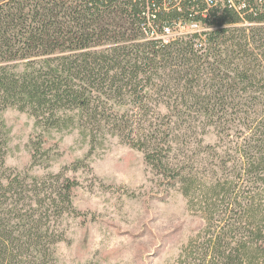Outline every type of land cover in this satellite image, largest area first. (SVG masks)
<instances>
[{"label": "trees", "instance_id": "16d2710c", "mask_svg": "<svg viewBox=\"0 0 264 264\" xmlns=\"http://www.w3.org/2000/svg\"><path fill=\"white\" fill-rule=\"evenodd\" d=\"M140 10L127 0H0V264H53L64 218L81 215L76 179L5 164L7 107L42 129L78 126L92 148L117 137L142 151L201 211L174 264L264 262V14L238 26L225 9L200 45L197 35L149 38ZM201 129L215 142H196Z\"/></svg>", "mask_w": 264, "mask_h": 264}, {"label": "rangeland", "instance_id": "374dc122", "mask_svg": "<svg viewBox=\"0 0 264 264\" xmlns=\"http://www.w3.org/2000/svg\"><path fill=\"white\" fill-rule=\"evenodd\" d=\"M3 118L9 130L8 167L37 177L63 173L79 183L73 205L81 215L64 218L65 239L56 246L53 264H174L203 225L199 205L189 207L177 186L154 174L142 151L119 138L92 148L78 126L42 129L15 107H7ZM41 137L42 151L32 159L31 144ZM194 140L204 146L216 137L201 129Z\"/></svg>", "mask_w": 264, "mask_h": 264}, {"label": "built area", "instance_id": "2783aa9c", "mask_svg": "<svg viewBox=\"0 0 264 264\" xmlns=\"http://www.w3.org/2000/svg\"><path fill=\"white\" fill-rule=\"evenodd\" d=\"M122 1V0H118ZM140 5V16L144 19L141 29L149 38L168 43L192 35L198 36L200 45L206 41L210 30L217 28L215 15L231 10L242 24L251 25L264 14V0H127ZM176 16L167 20V16ZM165 17V19H161Z\"/></svg>", "mask_w": 264, "mask_h": 264}]
</instances>
